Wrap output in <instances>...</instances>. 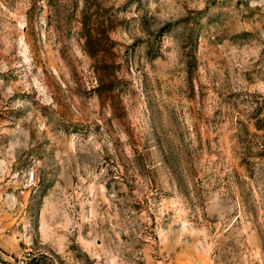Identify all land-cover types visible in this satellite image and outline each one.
I'll return each mask as SVG.
<instances>
[{"label":"rangeland","instance_id":"1","mask_svg":"<svg viewBox=\"0 0 264 264\" xmlns=\"http://www.w3.org/2000/svg\"><path fill=\"white\" fill-rule=\"evenodd\" d=\"M0 264H264V0H0Z\"/></svg>","mask_w":264,"mask_h":264}]
</instances>
